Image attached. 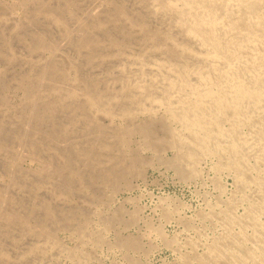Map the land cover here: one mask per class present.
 <instances>
[{"label": "rangeland", "instance_id": "374dc122", "mask_svg": "<svg viewBox=\"0 0 264 264\" xmlns=\"http://www.w3.org/2000/svg\"><path fill=\"white\" fill-rule=\"evenodd\" d=\"M62 1L73 5L75 16L69 17ZM94 1L0 0V264H182V257L192 253L194 241L198 242L194 244L199 246L196 249L201 255L210 240L224 231L214 217L208 220L209 212L218 211L232 198L236 180L229 171L216 172V157L205 159L204 156L195 166V177L183 179L173 163L175 159H171L177 155L176 150L163 148L165 151L159 149L157 153V149L154 152L146 148L145 151L136 135L129 146H116V150L124 152L125 158L129 153L130 156L141 154L143 157L137 158L138 162L143 159V164L134 165L135 170L127 164L128 174L125 170L124 176L111 175L104 179L100 177L104 159L96 160L97 144L103 138L97 131L104 128L102 131L112 132L113 128L115 132L122 120L117 116L113 120L100 117L97 129L89 126V111L84 106L74 116L69 113L73 108H68L70 111L59 105L47 108L48 102H56L58 89L64 95L68 88L76 86L77 101L82 106L87 86L119 87L109 82V72L84 65L83 55L70 45L80 36L78 18L90 11L93 4L102 3ZM45 9L59 10L67 17L64 16L67 24L52 25ZM40 42L47 43L46 50L32 49ZM89 133L91 138H87ZM77 149L92 150V158L81 156ZM136 168L142 170L137 172L139 175L134 173L138 171ZM244 207L239 208V213ZM54 214L58 215L57 219ZM11 215H14L12 222L8 221ZM126 240H136L140 244L138 251L121 246Z\"/></svg>", "mask_w": 264, "mask_h": 264}, {"label": "bare ground", "instance_id": "6f19581e", "mask_svg": "<svg viewBox=\"0 0 264 264\" xmlns=\"http://www.w3.org/2000/svg\"><path fill=\"white\" fill-rule=\"evenodd\" d=\"M101 2L98 5L91 3L93 8L78 18L76 28L80 36L76 42L71 40L70 45L83 55L84 65L109 72V82L119 84V87L89 85L84 88L86 100L81 106L82 102L77 101V87L68 86L70 88L64 95L62 89H58L59 94L54 96L56 102H48L47 108L57 105L67 110L73 108L69 113L74 116L84 106L89 111V126H96L93 128L97 129L100 117L113 120L117 116L122 120L120 126L114 127L115 132L111 127L112 132L102 131L104 128L97 131L103 138L102 141L99 138L101 142L97 144L96 160L104 159L103 165H100V177L104 179L111 175L124 176L125 170V174L130 171L127 167L133 166L135 170L136 165L143 164V159L138 162L136 153L132 156L129 153L125 158L124 152L116 150V146H129L131 138L136 135L140 137L145 151L146 148L154 152L157 149V153L159 149L176 150L177 155L174 154L176 156L171 159H175L173 163H176V170L183 179L197 174L195 166L204 156L205 159L216 157V172L229 171L236 180V192L231 194L232 198L225 204L220 200L224 206L209 212L208 220L214 217L224 231L206 244V251L201 255L197 253L199 246L194 244L197 241L193 240V244L190 243L192 253L182 257V264H264V0ZM63 5L69 17L75 16L73 5ZM45 13L53 21L50 22L52 25L55 23L63 27L67 24V17L62 16L59 10L47 9ZM41 48L46 50L47 43L40 42L32 49ZM75 81H78V76ZM94 131L91 129V132ZM90 133L87 138H91ZM54 148H57L56 145ZM77 153L88 157L93 154L92 150L87 152L82 149H77ZM139 170L134 173L139 175L137 172L142 171ZM242 206H245L244 210L239 213ZM48 213L52 215L50 210ZM9 217L8 221L12 222L14 215ZM133 241H122L120 245L137 250L140 244Z\"/></svg>", "mask_w": 264, "mask_h": 264}]
</instances>
